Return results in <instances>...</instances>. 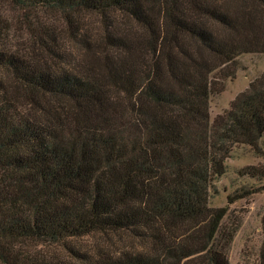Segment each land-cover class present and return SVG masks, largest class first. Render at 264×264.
I'll list each match as a JSON object with an SVG mask.
<instances>
[{
	"label": "trees",
	"instance_id": "obj_1",
	"mask_svg": "<svg viewBox=\"0 0 264 264\" xmlns=\"http://www.w3.org/2000/svg\"><path fill=\"white\" fill-rule=\"evenodd\" d=\"M10 1L33 41L38 12L69 26L89 12L115 32L102 45L68 28L88 50L80 62L44 37L35 55L12 50L0 17V263L231 264L227 209H212L210 193L234 147L264 155V73L212 125L210 97L240 55L264 54V0ZM244 173L264 180L263 166ZM92 233L136 244L42 251Z\"/></svg>",
	"mask_w": 264,
	"mask_h": 264
},
{
	"label": "rangeland",
	"instance_id": "obj_2",
	"mask_svg": "<svg viewBox=\"0 0 264 264\" xmlns=\"http://www.w3.org/2000/svg\"><path fill=\"white\" fill-rule=\"evenodd\" d=\"M35 15L40 22H44L48 31H40L35 20L33 25L36 29V41H33V35L26 34L28 24L23 17V11L16 8L10 0H0V17L2 16L9 26L7 46L12 47L14 51L35 55L38 39L46 38L51 44L58 43L59 47L64 49L65 53L70 54L71 59L78 57L82 62L88 55L85 46H81L78 40L71 39L68 28L80 26L86 37L84 40L96 44L103 43L105 35L115 32V29H109L108 24L100 15L89 12H81L71 17L72 26L64 14L59 12H38ZM34 16V15H33ZM34 18V17H33ZM131 25V24H128ZM129 27V26H128ZM138 31V30H137ZM49 35H46L48 34ZM82 36V35H81ZM53 37V39H52ZM52 39V40H51ZM54 42H51L53 41ZM235 76L227 78L226 71L219 75L224 90L221 93H214L210 97V122L211 125L217 116L222 115L230 109L233 101L243 92H245L251 82L264 73V54H242L237 58ZM233 68L231 67V71ZM2 81L8 82L9 77L0 71ZM6 88H8L6 86ZM264 151V138L261 142ZM264 167V155H257L249 146L234 147L230 158L226 162V173L214 182V188L210 193V207L214 210L220 208L227 209V215L221 226L222 234H231L233 239L229 246V258L231 264H258L259 250L263 240L264 225V190L257 191L247 199L230 202L239 190L243 188H264V180L259 178L252 179L246 176L244 170L250 167ZM136 243L126 235H112L102 233H92L78 238H73L63 243H57L49 248L43 246L42 251H51L61 258L72 256L70 250L95 253L98 250L120 251L124 247H132ZM34 248V246H32ZM1 264V263H0Z\"/></svg>",
	"mask_w": 264,
	"mask_h": 264
}]
</instances>
